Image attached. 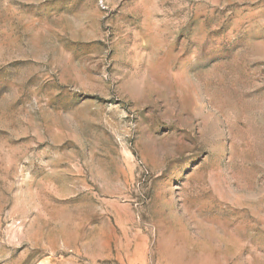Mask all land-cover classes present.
Instances as JSON below:
<instances>
[{
    "label": "rangeland",
    "instance_id": "1",
    "mask_svg": "<svg viewBox=\"0 0 264 264\" xmlns=\"http://www.w3.org/2000/svg\"><path fill=\"white\" fill-rule=\"evenodd\" d=\"M0 264H264V0H0Z\"/></svg>",
    "mask_w": 264,
    "mask_h": 264
}]
</instances>
